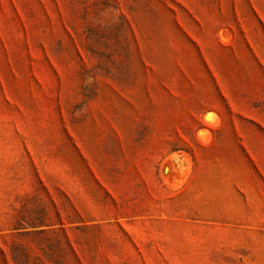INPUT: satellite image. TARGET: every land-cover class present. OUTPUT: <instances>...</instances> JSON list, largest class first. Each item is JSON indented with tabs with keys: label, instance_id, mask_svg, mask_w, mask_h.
Masks as SVG:
<instances>
[{
	"label": "rangeland",
	"instance_id": "rangeland-1",
	"mask_svg": "<svg viewBox=\"0 0 264 264\" xmlns=\"http://www.w3.org/2000/svg\"><path fill=\"white\" fill-rule=\"evenodd\" d=\"M0 264H264V0H0Z\"/></svg>",
	"mask_w": 264,
	"mask_h": 264
},
{
	"label": "trees",
	"instance_id": "trees-1",
	"mask_svg": "<svg viewBox=\"0 0 264 264\" xmlns=\"http://www.w3.org/2000/svg\"><path fill=\"white\" fill-rule=\"evenodd\" d=\"M123 208L124 207H121L116 210L117 212H126V210ZM58 220H59L58 224L62 231L66 229V224L71 225L70 229L75 230V231H80L82 233L105 229V227H108V225H110L112 227L116 226V228L120 231L122 235L127 234L124 227L117 219H115L113 224H110L111 222H106V223L98 222L96 221V219L91 218L89 215H86L85 217L81 215H73L72 217H69L68 219H66L65 222H62L60 219ZM103 220H105V218H103Z\"/></svg>",
	"mask_w": 264,
	"mask_h": 264
},
{
	"label": "bare ground",
	"instance_id": "bare-ground-1",
	"mask_svg": "<svg viewBox=\"0 0 264 264\" xmlns=\"http://www.w3.org/2000/svg\"><path fill=\"white\" fill-rule=\"evenodd\" d=\"M213 116V115H212ZM209 118H210V116H209ZM212 118V117H211ZM213 120H216L215 118L213 119ZM210 122V121H209ZM214 122V121H213ZM202 133H204V131L202 132ZM206 134V133H205ZM202 135V134H201ZM207 135V134H206ZM205 135V136H206ZM204 139L203 140H205L206 138H207V136L206 137H203ZM207 140H209V138H207Z\"/></svg>",
	"mask_w": 264,
	"mask_h": 264
}]
</instances>
